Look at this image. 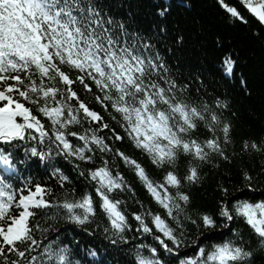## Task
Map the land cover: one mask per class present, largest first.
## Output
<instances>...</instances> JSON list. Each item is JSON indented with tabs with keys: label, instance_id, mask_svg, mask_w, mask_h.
I'll list each match as a JSON object with an SVG mask.
<instances>
[{
	"label": "snow or ice",
	"instance_id": "obj_1",
	"mask_svg": "<svg viewBox=\"0 0 264 264\" xmlns=\"http://www.w3.org/2000/svg\"><path fill=\"white\" fill-rule=\"evenodd\" d=\"M219 2L233 17L246 22L235 7L224 0ZM243 3L264 26V0H243ZM156 11L164 17L168 6L161 5ZM159 30L164 31V26ZM129 35L124 21H115L108 15L101 0H0V143L3 145L0 164L4 165L5 173L0 174V264H84L83 258H75L77 253L71 244L53 246L54 242H49L43 245V252L37 253L41 244L34 233L47 229L31 223L36 214L34 209L56 208L69 221L84 225L96 216L99 208L110 225L103 229L105 238L114 245L117 239L113 237L127 242L125 233L132 225L121 207L123 201L111 194L128 190L130 186L118 170L113 172L104 158L103 154L113 152L106 138L99 134L108 124L80 98L73 87L76 83L88 92L94 86L97 90L94 99L105 110L111 109L119 115L121 126L134 146L146 153L154 165L168 166L163 182H155L137 160L119 149L114 150L133 168L179 229L171 227L160 213L132 212L136 231L152 234L157 242L136 245L133 264H169V259L173 264H251L254 251L235 230H232L234 238L208 247L197 245L194 255L181 254L185 242L180 214L190 200L188 193L179 190L182 179L190 183L198 181V167L191 161H207L213 153L229 158L225 148L231 142V124L207 102L198 106L181 98L183 86L178 91L174 80L161 75L168 68L160 54L147 55L152 45L138 46L137 34L131 33V40ZM223 63L225 71L231 73L235 65L231 56H225ZM154 75L158 79H153ZM241 84L246 82L241 79ZM214 103L227 107L218 98ZM201 124L208 132L204 139L193 136ZM113 138L123 139L116 133ZM19 148H23L25 161L37 158L46 164L60 185L70 177L55 165V159L72 161L79 169L76 161L94 162L99 154V166L79 172L82 177L86 173L85 178L94 182L95 199L92 192H85L75 199L49 200L46 195L51 189L39 182L33 185L32 177L17 187L13 183L17 176L14 152ZM249 149L264 151V141L259 144L244 141L242 151ZM181 155L191 158L182 179L171 170ZM244 177L251 181L247 172ZM169 187L177 190L175 196ZM217 208L218 214L200 213L196 219L191 216L185 219L197 229H214L218 220L224 226H227L225 221L242 220L257 239L259 249L264 250V199L229 197L228 188L221 187ZM86 254L97 256L94 249H88Z\"/></svg>",
	"mask_w": 264,
	"mask_h": 264
},
{
	"label": "trees",
	"instance_id": "obj_2",
	"mask_svg": "<svg viewBox=\"0 0 264 264\" xmlns=\"http://www.w3.org/2000/svg\"><path fill=\"white\" fill-rule=\"evenodd\" d=\"M101 3L115 21H124L130 40L133 39L131 33L134 32L137 34L135 40L138 46L142 43L152 45L146 51L147 55L155 56L157 52L160 54L168 68V72H161V75L174 80L178 91L183 86L181 98L198 106L207 102L221 114L223 120L231 124V142L225 148L229 157L227 160L215 153L203 162L191 161L190 157L181 155L172 166L171 170L181 179L186 175L190 161L198 167L199 173V179L195 183L182 179L179 189L190 196L180 214L185 242L181 254L194 255L197 245L208 247L224 239L234 238L232 230H235L243 236L246 246L254 251L251 264H264V250L259 249L257 239L242 220L225 221L227 226L218 220L214 229H197L185 219V216L196 219L200 213L218 214L221 187L228 188L229 197L235 195L238 199L252 201L264 199V151H242L244 141H256L258 144L264 141V26L246 12L242 1L237 0H224V3L235 7L246 22L227 13L219 0H101ZM161 5L168 6L164 17H160L156 11ZM160 26H164L165 30L160 31ZM225 56H231L235 61L231 73L225 71ZM153 79L158 77L154 75ZM241 79L246 85L241 84ZM73 87L80 98L99 112L103 122L108 124V128L102 129L99 134L106 138L113 152L103 154L104 158L108 160L113 172L118 170L130 186L128 190L116 191L112 195L123 201L121 207L128 215L132 227L125 233L127 242L114 237L117 239L114 245L110 239L105 238L107 234L103 229L110 225L99 208L90 222L77 225L69 221L62 210L49 207L34 209L36 214L31 223L47 229L37 230L35 237L43 245L49 242H54L53 246L71 244L77 253L75 258H83L84 264L90 261L98 264H133V249L136 245H156L157 242L152 234L136 231L137 222L132 218V212L142 215L149 211L160 213L171 227L177 231L179 229L177 222L168 217L166 210L150 195L133 168L126 165L114 150L119 149L137 160L155 182H163L168 166L154 165L146 153L134 146L121 126L119 115L111 109L105 110L96 102L94 95L97 90L94 86L91 92L85 91L78 83ZM217 98L221 104L226 103L227 107L216 105L214 101ZM71 130L83 131V128ZM114 133L123 139L115 140ZM193 136L204 139L208 136L207 129L201 124L199 130L193 132ZM14 160L17 162V176L14 179L17 187L26 178L32 177L33 185L39 182L51 189L46 195L49 200L75 199L85 192H92L94 195V183L85 178L86 173L82 177L79 172L99 166V154L94 162L76 161L80 165L79 169L74 167L72 161L55 159V165L70 177L63 185L51 176L50 169L45 164L41 165L37 158L25 161L23 148L14 152ZM2 167L4 165L0 164V172ZM245 172L251 176L250 182L245 180ZM169 191L175 196L177 190L169 187ZM88 249H94L97 256H87ZM169 264H173L171 259Z\"/></svg>",
	"mask_w": 264,
	"mask_h": 264
},
{
	"label": "bare ground",
	"instance_id": "obj_3",
	"mask_svg": "<svg viewBox=\"0 0 264 264\" xmlns=\"http://www.w3.org/2000/svg\"><path fill=\"white\" fill-rule=\"evenodd\" d=\"M238 2L242 1L243 3V0H237ZM243 5V4H242ZM245 6V5H244ZM246 8V7H245ZM224 10L227 12V10L224 8ZM247 10V9H246ZM249 15H252L248 10L246 11ZM228 13V12H227ZM253 16V15H252ZM261 25V24H260ZM262 26V25H261Z\"/></svg>",
	"mask_w": 264,
	"mask_h": 264
}]
</instances>
